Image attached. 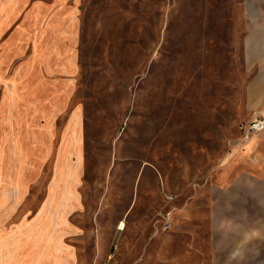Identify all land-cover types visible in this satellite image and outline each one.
I'll return each instance as SVG.
<instances>
[{"label":"rangeland","instance_id":"1","mask_svg":"<svg viewBox=\"0 0 264 264\" xmlns=\"http://www.w3.org/2000/svg\"><path fill=\"white\" fill-rule=\"evenodd\" d=\"M257 115L264 0H0V264H242L210 189Z\"/></svg>","mask_w":264,"mask_h":264},{"label":"crops","instance_id":"2","mask_svg":"<svg viewBox=\"0 0 264 264\" xmlns=\"http://www.w3.org/2000/svg\"><path fill=\"white\" fill-rule=\"evenodd\" d=\"M262 132L250 138L246 146L260 149L259 156L248 153V159L242 162L258 171L262 169L258 168L261 163L264 165ZM244 155L238 157L244 158ZM238 164L230 163L219 174V183L210 189L211 254L214 261L253 264L264 251V172H251Z\"/></svg>","mask_w":264,"mask_h":264},{"label":"built area","instance_id":"3","mask_svg":"<svg viewBox=\"0 0 264 264\" xmlns=\"http://www.w3.org/2000/svg\"><path fill=\"white\" fill-rule=\"evenodd\" d=\"M244 129L242 132L241 140H246L250 135L261 132L264 130V118H260L258 115L255 116L246 126L241 127ZM233 154V149L229 152Z\"/></svg>","mask_w":264,"mask_h":264}]
</instances>
